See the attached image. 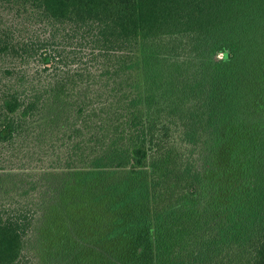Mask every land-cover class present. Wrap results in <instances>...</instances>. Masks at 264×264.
Instances as JSON below:
<instances>
[{
	"label": "trees",
	"instance_id": "obj_1",
	"mask_svg": "<svg viewBox=\"0 0 264 264\" xmlns=\"http://www.w3.org/2000/svg\"><path fill=\"white\" fill-rule=\"evenodd\" d=\"M211 126L240 161L223 194ZM92 181L133 241L112 264H264V0H0V264Z\"/></svg>",
	"mask_w": 264,
	"mask_h": 264
},
{
	"label": "rangeland",
	"instance_id": "obj_2",
	"mask_svg": "<svg viewBox=\"0 0 264 264\" xmlns=\"http://www.w3.org/2000/svg\"><path fill=\"white\" fill-rule=\"evenodd\" d=\"M230 149L231 139L221 126L201 131L194 148L205 164V179L214 177L220 194L241 174L240 161L230 158ZM72 186L52 204L48 214L40 211L36 217L26 238L23 264L119 263L115 252L121 256L133 248L131 238L105 237L111 215L107 204L96 200L101 187L94 181Z\"/></svg>",
	"mask_w": 264,
	"mask_h": 264
}]
</instances>
